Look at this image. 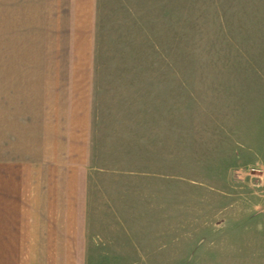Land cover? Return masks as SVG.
I'll return each mask as SVG.
<instances>
[{
  "label": "rangeland",
  "instance_id": "1",
  "mask_svg": "<svg viewBox=\"0 0 264 264\" xmlns=\"http://www.w3.org/2000/svg\"><path fill=\"white\" fill-rule=\"evenodd\" d=\"M96 26L88 264H264V0H98Z\"/></svg>",
  "mask_w": 264,
  "mask_h": 264
},
{
  "label": "crops",
  "instance_id": "2",
  "mask_svg": "<svg viewBox=\"0 0 264 264\" xmlns=\"http://www.w3.org/2000/svg\"><path fill=\"white\" fill-rule=\"evenodd\" d=\"M97 16L98 0H0V264H88Z\"/></svg>",
  "mask_w": 264,
  "mask_h": 264
},
{
  "label": "built area",
  "instance_id": "3",
  "mask_svg": "<svg viewBox=\"0 0 264 264\" xmlns=\"http://www.w3.org/2000/svg\"><path fill=\"white\" fill-rule=\"evenodd\" d=\"M258 170H259V171H264V165L258 167Z\"/></svg>",
  "mask_w": 264,
  "mask_h": 264
}]
</instances>
